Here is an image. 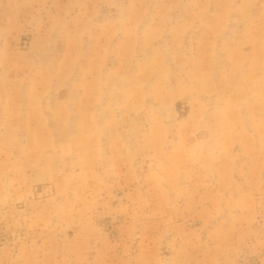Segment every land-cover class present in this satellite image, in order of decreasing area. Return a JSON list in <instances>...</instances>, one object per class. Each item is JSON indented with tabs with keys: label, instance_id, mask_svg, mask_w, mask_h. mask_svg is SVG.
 <instances>
[{
	"label": "rangeland",
	"instance_id": "obj_1",
	"mask_svg": "<svg viewBox=\"0 0 264 264\" xmlns=\"http://www.w3.org/2000/svg\"><path fill=\"white\" fill-rule=\"evenodd\" d=\"M0 264H264V0H0Z\"/></svg>",
	"mask_w": 264,
	"mask_h": 264
}]
</instances>
